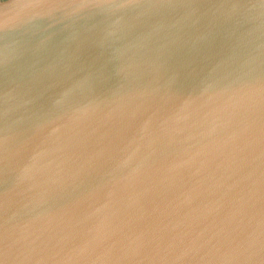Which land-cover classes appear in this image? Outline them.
<instances>
[{
    "label": "water",
    "instance_id": "1",
    "mask_svg": "<svg viewBox=\"0 0 264 264\" xmlns=\"http://www.w3.org/2000/svg\"><path fill=\"white\" fill-rule=\"evenodd\" d=\"M0 264H264V0H0Z\"/></svg>",
    "mask_w": 264,
    "mask_h": 264
}]
</instances>
